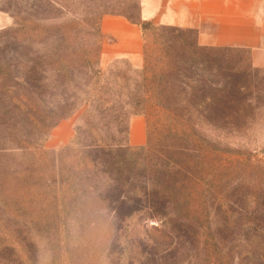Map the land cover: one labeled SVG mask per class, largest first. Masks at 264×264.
<instances>
[{
    "label": "rangeland",
    "instance_id": "obj_1",
    "mask_svg": "<svg viewBox=\"0 0 264 264\" xmlns=\"http://www.w3.org/2000/svg\"><path fill=\"white\" fill-rule=\"evenodd\" d=\"M136 3L0 0V264H264V69L253 66L247 49L222 54L225 72L245 87L228 103L225 120L196 122L183 137L130 117L129 133L142 117L144 146L150 144L147 158L121 154L133 163L131 173H103L102 155L85 148L95 139L74 143L85 125L84 103L55 125L67 111L63 80L55 56L38 53V41L85 46L86 59L101 73L98 89L114 93L117 76L143 68L147 43L139 27L141 59L110 57L114 38L103 21L116 16L104 14ZM21 41L32 50L14 52L11 46ZM63 59L68 65L72 57ZM85 76L77 67L74 82L65 80L70 101ZM200 136L213 142L210 160ZM149 201L181 208L138 212Z\"/></svg>",
    "mask_w": 264,
    "mask_h": 264
},
{
    "label": "trees",
    "instance_id": "obj_2",
    "mask_svg": "<svg viewBox=\"0 0 264 264\" xmlns=\"http://www.w3.org/2000/svg\"><path fill=\"white\" fill-rule=\"evenodd\" d=\"M136 5L129 4L122 13H105L104 15L121 17L131 24L141 27L146 47L144 50V65L140 71H126L123 75L117 76L118 89L116 92L101 91L98 89V82L101 78L99 70L91 67L87 58L90 51L82 45L71 47L54 43L50 47L47 42L38 41V53L50 54L57 60L59 67V77L62 78V92L64 107L66 113L58 117L60 121L67 119L72 112L80 106L81 103L87 107L85 125L77 130V136L74 141L81 139H95L85 146L90 153H100L104 159L99 163L104 169L103 173L112 174L123 171L131 173L133 163H125L121 154L127 153L129 159L134 152L142 153L147 158L149 145L132 147L130 145V133L128 122L132 116H142L150 121L154 120L157 124H163L162 130L171 136L182 135L183 137L195 128L194 123L204 122L214 126L217 122L225 120L227 115L228 103L233 97L245 90L242 83L231 80L230 73L225 72L223 68L222 54L230 51H243L242 48L231 47H204L197 41L190 40L188 36L194 34L193 30L181 29L175 27H156L153 22L143 21L140 16V0H136ZM97 17L95 31L100 33V22L105 16ZM58 34L61 33L58 31ZM97 35V34H96ZM7 44V43H5ZM31 44H24L22 41L15 42L14 52L31 51ZM96 55L101 53V45L96 47ZM70 54L72 60L66 64L63 59L64 54ZM79 64L75 65L74 63ZM77 67L85 70L84 87L80 88L81 93L77 94L73 101L66 97L69 90V76H72L71 82H74L73 76ZM64 73L61 75V73ZM243 74V73H242ZM134 75V76H133ZM67 80V83L65 82ZM131 83V86L130 85ZM104 95V96H103ZM116 97V103L110 104L109 100ZM110 98V99H109ZM79 103V104H78ZM217 103H220L217 107ZM82 105V104H81ZM82 105V106H83ZM98 105V106H97ZM91 108L92 112L89 115ZM94 113V114H93ZM88 115V116H87ZM91 115H96L98 121L93 120ZM197 126V123H196ZM112 131H114L112 135ZM93 134L95 135L93 137ZM96 138L98 140H96ZM199 139L205 147L208 159L215 147L213 142L204 136ZM97 141V142H96ZM91 156V155H90ZM93 164V163H92ZM174 164H176L174 162ZM144 162V172H148V165ZM174 165H169L165 174H169ZM127 182L129 179H125ZM144 196H148L149 190L144 188ZM167 205V207H166ZM169 209L176 211L179 205L173 204V201L158 203H146L138 212L151 213L157 212V209Z\"/></svg>",
    "mask_w": 264,
    "mask_h": 264
},
{
    "label": "crops",
    "instance_id": "obj_3",
    "mask_svg": "<svg viewBox=\"0 0 264 264\" xmlns=\"http://www.w3.org/2000/svg\"><path fill=\"white\" fill-rule=\"evenodd\" d=\"M140 6L143 21L194 30L204 47L247 49L253 66L264 69V0H140ZM103 30L114 38L110 57L141 59L139 26L121 17H109L103 21ZM145 144V121L138 117L132 123L130 145Z\"/></svg>",
    "mask_w": 264,
    "mask_h": 264
}]
</instances>
